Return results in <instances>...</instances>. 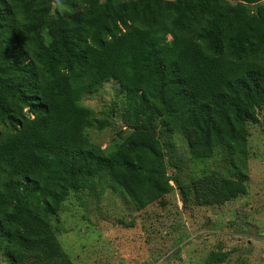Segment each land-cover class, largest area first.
I'll return each mask as SVG.
<instances>
[{
	"label": "trees",
	"instance_id": "1",
	"mask_svg": "<svg viewBox=\"0 0 264 264\" xmlns=\"http://www.w3.org/2000/svg\"><path fill=\"white\" fill-rule=\"evenodd\" d=\"M54 2L0 0L5 261L73 264L50 216L97 178L137 210L174 187L197 205L244 194L248 123L264 113V0H56L53 15ZM110 80L130 131L107 151L89 140L94 113L80 99ZM175 134L191 159L220 169L184 180ZM224 258L213 251L204 264Z\"/></svg>",
	"mask_w": 264,
	"mask_h": 264
},
{
	"label": "rangeland",
	"instance_id": "2",
	"mask_svg": "<svg viewBox=\"0 0 264 264\" xmlns=\"http://www.w3.org/2000/svg\"><path fill=\"white\" fill-rule=\"evenodd\" d=\"M62 10L55 0L52 14ZM80 102L94 113L95 121L85 129L89 140L115 149L130 131L121 117L125 97L120 84L105 82ZM173 141L184 180L220 169L216 159H191L182 136L175 134ZM247 151L246 192L224 204L183 201L174 187L137 210L109 179L97 178L86 189L70 190L50 216L53 232L73 264H204L213 251L225 253L223 264H264L263 112L248 123ZM165 171L175 172L170 166ZM0 264L9 263L0 255Z\"/></svg>",
	"mask_w": 264,
	"mask_h": 264
},
{
	"label": "water",
	"instance_id": "3",
	"mask_svg": "<svg viewBox=\"0 0 264 264\" xmlns=\"http://www.w3.org/2000/svg\"><path fill=\"white\" fill-rule=\"evenodd\" d=\"M175 252V251H174Z\"/></svg>",
	"mask_w": 264,
	"mask_h": 264
}]
</instances>
